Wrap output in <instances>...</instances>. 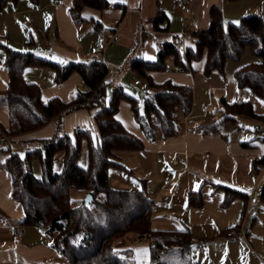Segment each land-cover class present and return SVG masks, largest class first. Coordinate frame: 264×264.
I'll return each mask as SVG.
<instances>
[{
    "label": "crops",
    "instance_id": "obj_1",
    "mask_svg": "<svg viewBox=\"0 0 264 264\" xmlns=\"http://www.w3.org/2000/svg\"><path fill=\"white\" fill-rule=\"evenodd\" d=\"M106 1L111 6L103 10L82 7L81 22L73 21L69 14L73 0H38L36 4L29 0L8 2L0 11L1 39L15 50L31 51L61 64L87 61L92 54L101 53L108 67L104 79L106 97L117 87L135 97L132 90L140 86L144 98L147 86L129 70L130 62L153 61L158 47L164 43L176 44L180 51L194 50L196 38L192 33L207 28L211 7L220 9L224 27L237 23L247 14H258L264 20V0H188L186 5L178 0ZM157 13H162L164 18L156 29L152 21ZM114 33L118 36L117 42L109 44ZM205 53L203 50L199 59L192 60L188 70L178 69L168 58L164 70L148 72L153 83L170 81L192 90L191 111L179 117L176 134L146 139L131 115L129 104L120 100L115 116L128 132L142 141L143 148L118 150L114 152L115 161L129 170V173L120 172L128 174L139 187L138 179H145L146 191L153 201L151 229L189 230L192 264H232L235 259L241 264L239 255L233 252L224 254L218 261L213 249L229 247L238 241L247 244L252 258L251 262L242 264H264V251L263 257L254 252L257 251L254 235L246 230L244 236L227 234L238 230L242 216L250 219L251 224L256 220L254 208L262 199L259 197L249 211L247 200L254 187L264 189V164L254 163L264 155V124L247 116H237L236 122L226 125L220 134H201L197 129L205 116L200 113V104L208 106L207 112L217 113L220 98L226 103L248 102L254 114H264V102L249 88L238 87L234 78L236 69L259 60L245 48L238 61H225L221 73L213 70L204 74ZM3 60L4 51L0 49V136L9 124L8 108L1 95L6 91L7 82ZM22 77L25 82L38 86L43 102L53 97L68 102L82 86L75 72L55 83L54 71L46 66H26ZM211 105L215 106L214 111ZM92 113L80 108L65 114L62 132L72 136L76 127L93 129ZM54 129V122H49L14 138L16 143L11 145V151L22 156L24 146L19 142L49 138ZM167 152L178 153L175 165L167 162ZM7 156L0 146V264L58 263L61 257L50 247L49 239L37 228L21 223L24 213L21 205L10 197V175L3 168ZM80 159L79 164L85 166L84 148ZM30 169L34 175L40 174L36 159L30 161ZM124 184L131 185L125 179ZM198 188L202 206L190 207L186 203L187 193ZM227 190L240 193L243 198L236 197L222 205ZM80 193L83 195V192L76 194ZM17 229L22 230L20 236L15 234ZM129 247L136 264L146 263V241L137 240Z\"/></svg>",
    "mask_w": 264,
    "mask_h": 264
},
{
    "label": "trees",
    "instance_id": "obj_2",
    "mask_svg": "<svg viewBox=\"0 0 264 264\" xmlns=\"http://www.w3.org/2000/svg\"><path fill=\"white\" fill-rule=\"evenodd\" d=\"M0 0V11L8 2ZM36 4L38 0H29ZM103 10L111 5L106 0H73L69 14L73 21L81 22L82 7ZM162 13L153 19L154 28L163 21ZM195 49L180 51L172 43L158 47L153 61L133 60L129 70L144 81L143 110L137 111L136 98L121 88H115L106 97L104 79L108 73L105 63L80 61L58 63L31 51L9 47L0 36V49L4 51L3 64L7 69L6 91L1 94L8 108L9 124L3 131L5 143L1 151L8 153L3 164L10 175V197L23 210L22 224L41 231L58 252L61 261L53 264H136L131 243L142 240L148 243V259L144 264H192L191 235L184 230H154L150 228L153 201L145 188V179H138L137 189L112 188L108 184V171L117 168L129 173L115 161L118 150H141L142 141L128 132L116 118L119 100H125L133 117L148 140L165 138L177 132L179 117L187 116L192 108V90L188 86L170 81L153 83L150 71H162L168 58L178 69L188 70L192 60L201 57L205 62L203 72L223 71L226 60L238 61L245 48L258 62L248 63L235 70L238 87H247L264 102V20L258 14L242 16L237 23L222 24L217 7L209 10V23L205 30L194 31ZM26 66H46L54 71L53 81L60 83L71 73L80 76L82 86L68 102L53 97L43 102L36 84L23 80ZM93 111V129H80L70 136L61 130L65 114L77 109ZM237 116H247L264 124V114H254L248 102L226 103L219 100L217 113L207 112L198 124L201 134L221 133ZM49 122L55 129L49 138L27 139L20 156L11 151L14 138L31 133ZM264 139V137H263ZM86 150L87 163L79 164L82 149ZM36 159L40 174L34 175L30 161ZM61 162L59 172H54L55 160ZM264 164V155L256 162ZM89 194L71 204V192ZM243 195L227 190L222 205ZM264 201V189L259 196ZM190 207L202 206L198 188L187 193Z\"/></svg>",
    "mask_w": 264,
    "mask_h": 264
},
{
    "label": "rangeland",
    "instance_id": "obj_3",
    "mask_svg": "<svg viewBox=\"0 0 264 264\" xmlns=\"http://www.w3.org/2000/svg\"><path fill=\"white\" fill-rule=\"evenodd\" d=\"M132 94L135 95L136 98V108L138 112H141L143 110V96H142V88L140 86H136L134 90H132ZM124 102V100H121ZM120 104V100L118 102ZM118 107V106H117ZM211 110H215V106L211 105ZM130 112L133 113V111L130 109ZM133 115V114H131ZM133 117V116H132ZM134 119V118H133ZM135 120V119H134ZM79 162H81V159L79 158ZM61 169V162L58 161L57 159L53 163V170L54 172H59ZM124 179L131 185H125L124 184ZM108 184L112 188H128V189H134L139 187L137 182H134L128 174L120 172L117 168L109 169L108 171ZM78 191H72L71 192V204L74 205L76 204V200H81L83 197L86 195H82L81 193L78 195L76 194ZM254 214L256 215V220L251 224L250 219H246L245 216H242L241 218V225L238 227V230L241 231H249L250 234L254 235L252 236L254 239V246L257 251L256 254L261 257V252L264 251V201L259 200L258 204L254 208ZM260 237L261 240L258 238ZM244 241V239H241ZM214 252H216L217 260L220 261L223 259L224 254L228 253H235L239 255L242 263H249L251 262V254L250 250L244 242H233V245L225 248L223 247H214ZM200 254V253H199ZM263 257V256H262ZM198 258V256L196 257ZM231 264V263H230ZM232 264H237L236 259L234 260V263Z\"/></svg>",
    "mask_w": 264,
    "mask_h": 264
},
{
    "label": "built area",
    "instance_id": "obj_4",
    "mask_svg": "<svg viewBox=\"0 0 264 264\" xmlns=\"http://www.w3.org/2000/svg\"><path fill=\"white\" fill-rule=\"evenodd\" d=\"M181 4L186 5L188 3V0H178ZM118 36L117 34H112L110 39H109V44H114L117 42ZM175 46H177L175 44ZM89 61H96L98 63H105L103 56L101 55V53H95L92 54L89 59ZM199 110L201 114L206 115L207 110H208V106L206 104L201 103L199 106ZM80 129L78 127L75 128V131L78 132ZM260 134L262 135V133L260 132ZM5 142V137L4 136H0V146H2ZM178 158L179 155L178 153H171V152H167L166 153V160L169 164L171 165H175L178 162ZM262 193V188L261 187H254V189L251 191V193L248 195V208L247 211H249V209L251 208V206L258 200L259 196ZM22 233L21 229H17L15 234L16 236H20ZM237 233H240L242 236H244V232L243 231H238V230H233L228 232L227 234H230L232 236H235Z\"/></svg>",
    "mask_w": 264,
    "mask_h": 264
},
{
    "label": "water",
    "instance_id": "obj_5",
    "mask_svg": "<svg viewBox=\"0 0 264 264\" xmlns=\"http://www.w3.org/2000/svg\"><path fill=\"white\" fill-rule=\"evenodd\" d=\"M90 200H91V196H90L89 194H87V195L84 197V203H88Z\"/></svg>",
    "mask_w": 264,
    "mask_h": 264
}]
</instances>
